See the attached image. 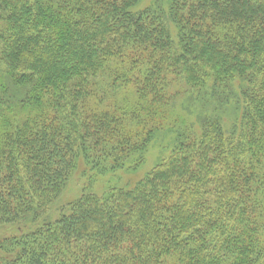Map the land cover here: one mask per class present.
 Returning a JSON list of instances; mask_svg holds the SVG:
<instances>
[{
    "label": "trees",
    "instance_id": "16d2710c",
    "mask_svg": "<svg viewBox=\"0 0 264 264\" xmlns=\"http://www.w3.org/2000/svg\"><path fill=\"white\" fill-rule=\"evenodd\" d=\"M141 1L0 0V264H264V0Z\"/></svg>",
    "mask_w": 264,
    "mask_h": 264
},
{
    "label": "rangeland",
    "instance_id": "374dc122",
    "mask_svg": "<svg viewBox=\"0 0 264 264\" xmlns=\"http://www.w3.org/2000/svg\"><path fill=\"white\" fill-rule=\"evenodd\" d=\"M153 1L154 0H142L137 9H143L151 5ZM161 142V138H158L153 142L151 148L148 151L145 162H143L137 170H120L114 173H109L107 175H101L96 178L95 182H93L92 188L90 189L98 193H102L105 190H108L109 188L114 186H129L134 182V180L136 181L137 179L145 175L147 172L152 170L156 166L158 161L162 158V155L166 154V151L160 153L161 150L164 148V146H160ZM88 179L89 178L83 175V169L81 167L78 168L66 184L59 198L52 205L48 214L41 217L36 223H34V220L25 218L24 220H22L21 224L18 225L21 230L17 229V224L14 225V227L13 225L4 226V228L0 229V239L7 237L8 235L17 234L24 229L26 231L27 229H29V227H33L35 226V224L38 223L43 224L45 222L55 221L64 212H66L72 202L82 196V193L86 190V188L90 186L86 185L88 184Z\"/></svg>",
    "mask_w": 264,
    "mask_h": 264
}]
</instances>
